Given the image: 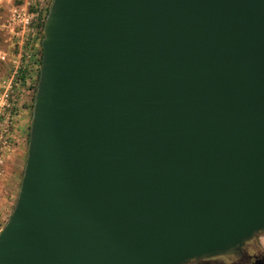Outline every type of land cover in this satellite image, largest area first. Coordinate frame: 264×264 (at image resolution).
<instances>
[{"label": "water", "instance_id": "1", "mask_svg": "<svg viewBox=\"0 0 264 264\" xmlns=\"http://www.w3.org/2000/svg\"><path fill=\"white\" fill-rule=\"evenodd\" d=\"M0 264H187L264 233V0H52Z\"/></svg>", "mask_w": 264, "mask_h": 264}, {"label": "rangeland", "instance_id": "2", "mask_svg": "<svg viewBox=\"0 0 264 264\" xmlns=\"http://www.w3.org/2000/svg\"><path fill=\"white\" fill-rule=\"evenodd\" d=\"M52 0H0V93L8 91L15 98L19 109L14 132L13 154L18 153L13 200L16 203L22 174L25 167L28 147V132L32 120L33 89L39 70L40 25L49 11ZM16 9L23 16L20 36L9 34V18ZM22 144L18 148L17 142ZM7 171V168H6ZM7 180L0 197V230L13 211ZM264 247V239H262Z\"/></svg>", "mask_w": 264, "mask_h": 264}, {"label": "built area", "instance_id": "3", "mask_svg": "<svg viewBox=\"0 0 264 264\" xmlns=\"http://www.w3.org/2000/svg\"><path fill=\"white\" fill-rule=\"evenodd\" d=\"M43 1V0H39ZM9 27L13 31L14 24L21 33L23 27V16L16 9L9 18ZM19 109L15 98L8 91L0 93V197L7 180V163L13 154L14 132L18 121Z\"/></svg>", "mask_w": 264, "mask_h": 264}, {"label": "flooded vegetation", "instance_id": "4", "mask_svg": "<svg viewBox=\"0 0 264 264\" xmlns=\"http://www.w3.org/2000/svg\"><path fill=\"white\" fill-rule=\"evenodd\" d=\"M27 140H29V138ZM21 144V141L17 142L18 148L21 146ZM18 156V153L12 154L7 163L8 183L11 189L10 200L13 206V192L16 176L15 166ZM262 239H264V233L258 234L253 239L246 242L240 251L235 254L193 260L187 264H264V247L262 244Z\"/></svg>", "mask_w": 264, "mask_h": 264}, {"label": "trees", "instance_id": "5", "mask_svg": "<svg viewBox=\"0 0 264 264\" xmlns=\"http://www.w3.org/2000/svg\"><path fill=\"white\" fill-rule=\"evenodd\" d=\"M46 16H47V14H46ZM46 16L44 17V19H43V21H42V23L40 25V31H39V35H40L39 46H40V49H39V59L37 61L39 67H40V64H41V57H42V49H41L42 29H43V25H44V21H45ZM38 77H39V70H38V73H37V80H36V83H35V86H34V89H33L32 107H33V99H34L35 92H36V85H37ZM29 130H30V128H29ZM28 138H29V132H28Z\"/></svg>", "mask_w": 264, "mask_h": 264}, {"label": "crops", "instance_id": "6", "mask_svg": "<svg viewBox=\"0 0 264 264\" xmlns=\"http://www.w3.org/2000/svg\"><path fill=\"white\" fill-rule=\"evenodd\" d=\"M10 33H11V34H10ZM9 34L12 36V38H13L14 36H20V35H21L19 29H17V27H16L15 24H14V30H13V31H12V30L10 29V27H9Z\"/></svg>", "mask_w": 264, "mask_h": 264}]
</instances>
